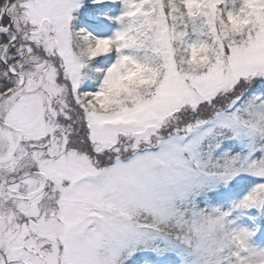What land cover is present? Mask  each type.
<instances>
[{
	"label": "snow or ice",
	"instance_id": "1",
	"mask_svg": "<svg viewBox=\"0 0 264 264\" xmlns=\"http://www.w3.org/2000/svg\"><path fill=\"white\" fill-rule=\"evenodd\" d=\"M121 3L105 100L78 0H0V264H264V0Z\"/></svg>",
	"mask_w": 264,
	"mask_h": 264
},
{
	"label": "clouds",
	"instance_id": "2",
	"mask_svg": "<svg viewBox=\"0 0 264 264\" xmlns=\"http://www.w3.org/2000/svg\"><path fill=\"white\" fill-rule=\"evenodd\" d=\"M117 30H114L113 34L107 37H97L84 32L85 38L79 42V55L83 57L87 68L84 77L95 78L96 73H103L98 83V89H102L105 100L147 88L145 74L150 67L148 61L122 59L120 54H116L115 60L106 68L94 69L90 67L89 61L114 51L115 45L112 41ZM181 56L185 59L186 67L193 69L204 59L202 51L198 48L191 49L187 53H181Z\"/></svg>",
	"mask_w": 264,
	"mask_h": 264
},
{
	"label": "trees",
	"instance_id": "3",
	"mask_svg": "<svg viewBox=\"0 0 264 264\" xmlns=\"http://www.w3.org/2000/svg\"><path fill=\"white\" fill-rule=\"evenodd\" d=\"M85 6L86 8L82 11L81 18L83 22L77 25L78 30L87 31L97 37H107L111 36L114 30L118 29L119 25L117 22L108 17H117L121 14V0H99L97 3H94L93 0H85ZM115 58L116 53L113 51L94 58L89 61V65L94 69H104ZM102 75V72H98L95 74V78L87 76L86 86L81 91L94 92L98 90V83Z\"/></svg>",
	"mask_w": 264,
	"mask_h": 264
},
{
	"label": "rangeland",
	"instance_id": "4",
	"mask_svg": "<svg viewBox=\"0 0 264 264\" xmlns=\"http://www.w3.org/2000/svg\"><path fill=\"white\" fill-rule=\"evenodd\" d=\"M78 2H79V6L77 7V8H75V9H73V11H72V13H71V15H72V17L75 15V14H77L78 13V10H80L79 8H81L82 6V2H83V0H78ZM79 14H80V16L83 14L82 12H79ZM83 21L81 20V18L77 21V22H75V23H73V19L70 21V28L72 29L73 28V31H79L78 29H77V25L78 24H81ZM73 23V24H72ZM87 32V31H86ZM87 33H89V32H87ZM257 79H264V78H257ZM85 85V77L82 79V82H81V84H80V90L82 89V87Z\"/></svg>",
	"mask_w": 264,
	"mask_h": 264
}]
</instances>
